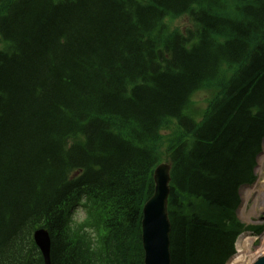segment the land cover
Masks as SVG:
<instances>
[{
    "label": "trees",
    "instance_id": "1",
    "mask_svg": "<svg viewBox=\"0 0 264 264\" xmlns=\"http://www.w3.org/2000/svg\"><path fill=\"white\" fill-rule=\"evenodd\" d=\"M263 136L264 0H0V264H43L38 227L50 264H143L162 159L171 264H225Z\"/></svg>",
    "mask_w": 264,
    "mask_h": 264
},
{
    "label": "water",
    "instance_id": "2",
    "mask_svg": "<svg viewBox=\"0 0 264 264\" xmlns=\"http://www.w3.org/2000/svg\"><path fill=\"white\" fill-rule=\"evenodd\" d=\"M154 191L143 207L142 244L144 264H170L169 230L166 204L169 192V165L159 164L154 170ZM40 246L45 264H49V239L46 232L38 230L34 234ZM254 264H264V256Z\"/></svg>",
    "mask_w": 264,
    "mask_h": 264
},
{
    "label": "rangeland",
    "instance_id": "3",
    "mask_svg": "<svg viewBox=\"0 0 264 264\" xmlns=\"http://www.w3.org/2000/svg\"><path fill=\"white\" fill-rule=\"evenodd\" d=\"M228 3L230 4V6H232L233 4V2ZM171 25L181 30L183 28H186L190 24L188 22V18L185 15H181L174 20H171ZM206 97L207 93L204 91L198 93L197 95L195 94V98L200 101V105L202 107L206 105V101L204 100ZM255 173L256 181L250 186H242L240 188L241 202L236 210V214L239 220L245 224L254 223L264 225V211L263 209H261L264 206V193L262 192V187L264 184V150L262 151V155H260L258 159ZM82 217L83 211L81 209H77L74 211V220H79ZM256 242L258 243V241Z\"/></svg>",
    "mask_w": 264,
    "mask_h": 264
},
{
    "label": "bare ground",
    "instance_id": "4",
    "mask_svg": "<svg viewBox=\"0 0 264 264\" xmlns=\"http://www.w3.org/2000/svg\"><path fill=\"white\" fill-rule=\"evenodd\" d=\"M262 190L264 193V184ZM261 209L264 211V206ZM256 241H258V243H256ZM236 249L237 253L227 264H254L258 258L264 255V230L258 236L245 233L242 234L237 239Z\"/></svg>",
    "mask_w": 264,
    "mask_h": 264
}]
</instances>
